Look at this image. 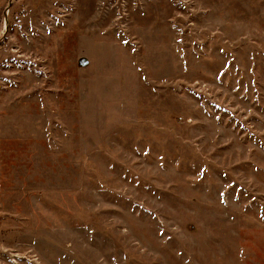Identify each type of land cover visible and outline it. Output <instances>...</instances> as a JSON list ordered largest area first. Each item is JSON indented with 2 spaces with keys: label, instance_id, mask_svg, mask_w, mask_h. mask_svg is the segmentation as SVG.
Here are the masks:
<instances>
[{
  "label": "rangeland",
  "instance_id": "374dc122",
  "mask_svg": "<svg viewBox=\"0 0 264 264\" xmlns=\"http://www.w3.org/2000/svg\"><path fill=\"white\" fill-rule=\"evenodd\" d=\"M0 264H264V0H0Z\"/></svg>",
  "mask_w": 264,
  "mask_h": 264
}]
</instances>
